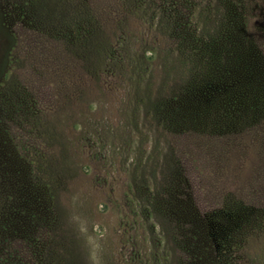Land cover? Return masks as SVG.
<instances>
[{
	"label": "rangeland",
	"instance_id": "obj_1",
	"mask_svg": "<svg viewBox=\"0 0 264 264\" xmlns=\"http://www.w3.org/2000/svg\"><path fill=\"white\" fill-rule=\"evenodd\" d=\"M181 260L264 264V0H0V264Z\"/></svg>",
	"mask_w": 264,
	"mask_h": 264
},
{
	"label": "trees",
	"instance_id": "obj_2",
	"mask_svg": "<svg viewBox=\"0 0 264 264\" xmlns=\"http://www.w3.org/2000/svg\"><path fill=\"white\" fill-rule=\"evenodd\" d=\"M173 100H171V99H166L165 100V106H164V108L168 111V112H170L171 114H173L174 113V111H175V107H174V103L172 102ZM163 103V104H164ZM172 111V112H171ZM184 206H180V211H181V217H180V222H181V224H182V226H183V224L185 225H187L188 223H189V221L190 220H188L187 218L185 219V216H184V214L182 213L183 212V208ZM183 208V209H182ZM178 220V221H179ZM184 246H182V247H180V251H181V256L182 257H184L185 256V253H186V250L184 251ZM185 252V253H184ZM188 252H190V251H188ZM195 259H197V258H195ZM188 259L186 258V261H187ZM197 261H199V259H197ZM179 264H186V262L185 261H180L179 262Z\"/></svg>",
	"mask_w": 264,
	"mask_h": 264
}]
</instances>
